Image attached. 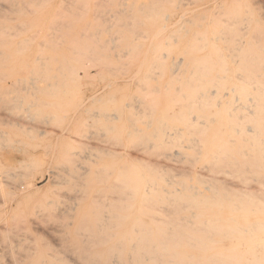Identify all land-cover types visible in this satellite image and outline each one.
I'll list each match as a JSON object with an SVG mask.
<instances>
[{"label":"rangeland","instance_id":"1","mask_svg":"<svg viewBox=\"0 0 264 264\" xmlns=\"http://www.w3.org/2000/svg\"><path fill=\"white\" fill-rule=\"evenodd\" d=\"M224 1L231 0H0V226L7 219L11 224L0 235V264L20 263L16 235L22 225L34 235L30 248L45 252V264H102L93 258L96 230L79 229L92 224L87 218L95 202L104 205L105 220L112 216L103 196L123 184L117 178L123 180L127 162H137L132 164L137 169L146 164L147 176L165 185L176 181L177 188L190 173L239 186L220 168L196 163V141L204 134L200 127L185 130L189 143L161 145L163 130L187 110L175 101L174 54L159 60V51L150 58L144 53L156 39L163 54L165 42L188 40L206 24L202 15L223 19ZM245 1L264 25V0ZM240 28L246 31L244 24ZM45 31L53 58L45 59ZM77 57L83 65L75 72ZM162 178L169 179L167 184ZM31 188L38 192L29 193ZM156 208L160 218L171 217L172 206ZM71 237L79 247L85 245L83 250Z\"/></svg>","mask_w":264,"mask_h":264},{"label":"bare ground","instance_id":"2","mask_svg":"<svg viewBox=\"0 0 264 264\" xmlns=\"http://www.w3.org/2000/svg\"><path fill=\"white\" fill-rule=\"evenodd\" d=\"M231 1V4L224 1V11L222 7L220 9L219 13L223 11V19L215 20L204 13L202 19L206 24L199 25L200 32L190 33V38L186 41L165 42L168 47L165 48L166 54L160 51L163 47L159 44L161 41L158 43L157 37L153 44L155 47H149L150 50L144 53L149 54L146 55L149 57L150 53L159 51V60L174 54L173 65L177 70L172 75L176 76L174 90L176 94L178 92L175 94V101L183 107V111L187 110L178 114L172 127L162 129L161 145L171 144L179 139L180 142L189 143L191 140L185 139V130H191L192 127L197 130L200 127L199 130L204 134L203 138L200 136L202 141H196L197 151L194 148L196 163L201 164L200 167L203 165L204 169L220 168L226 178H235L240 183L239 186L226 187L225 181L224 185L220 184L218 175L217 179H213V176L212 180L206 179L211 182L208 184L196 173H188L190 178L178 179L181 184L177 188L173 186L176 181L166 179L169 180L167 184L165 178H162L167 184L165 185L163 181L161 183V180L156 181L147 176L151 174L144 171L146 164L142 165L140 162L142 171L141 165L137 164L140 166L137 169L132 165L134 162H127L128 168L125 175H122L123 180L117 178L123 184L111 186L108 193L103 192L104 199L111 207L108 212L112 216L105 220L102 215L104 205L95 202L89 213L93 216L87 218L92 224L84 227L79 225L80 229L77 227L79 230H91V234L94 232L92 229L96 230L93 234L96 253L93 255L89 251L94 260L102 264H264V25L249 9L248 1ZM240 24L245 25V32H242ZM164 27L162 25L161 28ZM44 34L45 59L53 58V51L46 45V31ZM156 41L158 44H155ZM121 50L123 51V47ZM68 59L70 58L67 56ZM82 62L81 57L75 58V72L83 65ZM170 65L172 64H169V69ZM82 69L84 72L85 66ZM83 74L89 75L86 71ZM161 95L160 98L164 97ZM196 111L198 115L193 113ZM199 142L201 145H198ZM184 147L190 148L189 145ZM119 161L121 162L120 159ZM197 164L194 167H198ZM111 168L110 171L113 172L114 169ZM148 171L153 169L148 168ZM148 181L150 185L144 184ZM100 191L98 186L96 192ZM37 192L33 188L29 189V193ZM117 198L121 201L117 202ZM160 204L172 206L171 214L166 211L171 215L168 220L158 216L161 211L156 207ZM19 222L25 224L23 221ZM9 226L11 224L7 219L0 226V235L9 230ZM17 229L19 234L16 235V242L23 252L19 264H45V252L30 248L34 243V235L32 236L29 228L22 225ZM72 241L75 247L80 246L76 238L71 237Z\"/></svg>","mask_w":264,"mask_h":264}]
</instances>
